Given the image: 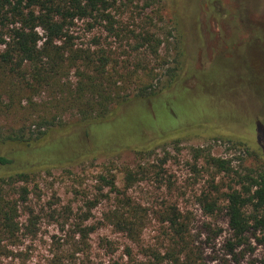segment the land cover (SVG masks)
<instances>
[{
	"label": "rangeland",
	"instance_id": "374dc122",
	"mask_svg": "<svg viewBox=\"0 0 264 264\" xmlns=\"http://www.w3.org/2000/svg\"><path fill=\"white\" fill-rule=\"evenodd\" d=\"M106 1L109 21L75 20L68 32L70 42L54 43L84 53H79L74 68L69 60L63 61L70 53L60 60L50 49L52 58L41 57L38 63L42 80L35 82L31 64L12 70L13 63L0 61V134L29 138L39 124L53 117L65 125L78 121L77 92L73 96L70 92L83 86L90 73L95 75L93 66L102 62H106L104 70H98L104 72L110 88L131 98L141 85H149L151 91L162 88L180 62L182 91L167 94L165 100H146L144 107H129L135 115L134 130L121 139L126 146L34 174L27 206L20 207V223L25 224L31 213L36 230L35 237L22 241L28 256L25 264H36L70 246L71 226L87 212L84 226L93 228L88 243L94 264L125 261L126 248L137 264L154 259L157 253L163 258L179 250V264H264V245L255 241L261 237L259 232L248 235L247 243L234 251L235 258L227 255L231 232L221 197L239 188L238 176L246 170L264 171V0ZM147 33L161 41L158 58L141 45ZM7 36V28L0 27V39L8 41ZM3 50L0 45V53ZM153 70L156 78L150 79ZM24 82L37 86L29 88ZM172 97L167 109L165 102ZM204 122L211 128L199 125ZM140 131L143 142L129 146L136 143ZM142 144L146 149L141 150ZM195 149L203 153L195 156ZM206 154L231 161L233 172L227 175L210 168L204 162ZM128 171L135 181L125 190ZM100 175L112 178L119 199L103 187ZM203 194L218 198L220 210L211 216L201 211ZM127 201L141 221L136 243L115 231L107 219L111 210ZM173 207L186 226L180 246L162 220ZM0 264L20 262L0 259ZM161 264L173 262L167 258Z\"/></svg>",
	"mask_w": 264,
	"mask_h": 264
},
{
	"label": "trees",
	"instance_id": "16d2710c",
	"mask_svg": "<svg viewBox=\"0 0 264 264\" xmlns=\"http://www.w3.org/2000/svg\"><path fill=\"white\" fill-rule=\"evenodd\" d=\"M109 6L110 3L106 0H14V2L0 0V27L7 28L9 33L8 41L0 39V45L4 47L3 52L0 53V61L13 63L12 70H18L24 64H31L33 70L30 77L35 82L41 79L43 73L38 64L41 57L52 58L50 49L55 50V57L60 60L65 53H70L63 61L69 60V66L74 68L75 61L80 57L79 53H84L72 51L64 45L56 46L54 43L61 39L70 42L71 37L68 32L75 20H91L93 23L109 21V14L105 12ZM38 29L41 31V37L37 32ZM41 40L44 42L38 46ZM141 40V45L146 46L148 52L158 58L160 39L154 34L147 33ZM66 42L64 41V44ZM83 57L89 60L87 54ZM105 63L102 62L99 67L94 65L95 75L90 73L86 77L88 81L83 86L70 92V96L77 92L74 100L76 106L81 109L78 121L65 125L53 117L47 123L39 124L36 133L29 138H25L22 134H0V259L17 261L20 264H25L27 261V249L21 247L22 241L28 237H35L36 230L34 223L30 221L31 213L27 214L25 224L20 223V207L27 206L29 186L36 172L73 165L85 158L110 153L113 151L109 150L112 147L126 146L121 144L123 142L121 139L129 135L130 130H134L132 118L135 115L132 114L133 110H128L129 107L135 104H142L144 107L146 100L154 101L158 98L165 100L167 94L182 91L178 85L183 70L180 62L171 71L166 85L155 91H151L149 85H141L138 94L132 98L120 96L117 88L116 90L110 88L111 86L102 77L104 72L98 70H104ZM54 67L56 62L53 63L52 70ZM153 73L154 70L149 72L150 79L156 78V74ZM35 82H32L33 85L24 83L27 87L34 88V85L37 86ZM112 86L115 87V84ZM118 89L122 90L121 87ZM171 101H174L173 97L165 102L167 109L171 107L168 103ZM123 109L125 110L122 113ZM224 122H221L222 126ZM199 125L211 128L208 122ZM118 127H124L127 131L124 132ZM140 132L138 138H134L136 143L129 146L143 142L144 137L142 131ZM102 134L103 137L98 139ZM135 134L133 132V135ZM140 148L146 149L145 144ZM262 148L264 150L263 146ZM201 153H203L202 149L194 150L195 156ZM204 162L218 173L228 175L233 172L229 160L206 154ZM97 178L103 187L108 188L110 194L114 193L115 198L119 199L120 196H117L119 191L116 190L112 178L109 179L108 175H100ZM134 181L135 175L131 171L126 172L124 189H129ZM237 185H239L238 189H230L221 196L226 203L223 209L231 232V240L227 242V255L234 258L236 257L234 251L247 243L251 232L253 233L251 235L259 232L261 237L256 238L255 241L257 245H264V171L246 170L243 175L238 176ZM211 188L217 189L213 185ZM217 199L210 194L200 196L201 211L210 216L219 211ZM89 205L94 206L92 203ZM249 209L250 212H247ZM136 213V209L127 201L111 210L107 216L115 231L124 234L131 243H136L140 235V232H137L139 229L137 224L141 221ZM88 216L87 212V215L78 217L77 222L71 226L70 246L64 250L51 252L47 258L36 264H94L90 255L91 246L88 243L93 228L84 226ZM180 218V212L174 207L162 217L163 222L169 224L174 236L178 238V241L173 239L176 241L174 244L178 246L182 245V236L186 232V226L180 222ZM177 252H167L163 258L157 253L154 259H148L146 263L140 264H161L167 258L173 264H179L181 250ZM124 257L125 261L110 259L106 263L99 264H137L132 260L129 248L125 249Z\"/></svg>",
	"mask_w": 264,
	"mask_h": 264
}]
</instances>
